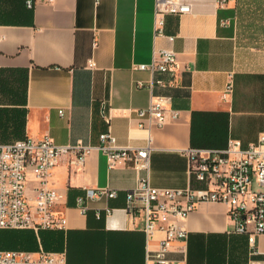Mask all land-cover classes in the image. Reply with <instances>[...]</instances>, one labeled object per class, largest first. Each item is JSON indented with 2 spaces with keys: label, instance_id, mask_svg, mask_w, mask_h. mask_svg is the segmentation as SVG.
<instances>
[{
  "label": "crops",
  "instance_id": "0c3cea01",
  "mask_svg": "<svg viewBox=\"0 0 264 264\" xmlns=\"http://www.w3.org/2000/svg\"><path fill=\"white\" fill-rule=\"evenodd\" d=\"M186 1L192 11L167 14L156 35L155 0H37L33 8L25 0H0V142L49 136L93 146L83 166L63 158L54 168L51 184L64 195L56 210L67 228L40 231L35 250L65 251L67 264H155L147 255L144 211L126 210L137 171L126 162L109 167L97 148L108 126L120 145L150 142L151 183L169 188L203 186L190 173L189 148L222 149L230 138L247 146L264 132V68L248 67L238 43V0ZM161 49L176 52L174 78L135 68ZM230 74L234 89L223 99ZM159 78L169 85H158ZM153 96L178 110V118L140 127L136 110ZM253 186L261 189L256 180ZM101 187L118 194L86 199L88 211L81 213L76 199ZM180 225L188 237L174 242L172 264H264V235L256 238L259 253L250 255L247 235L232 231L222 203H198ZM161 237L149 246L157 248Z\"/></svg>",
  "mask_w": 264,
  "mask_h": 264
},
{
  "label": "built area",
  "instance_id": "2783aa9c",
  "mask_svg": "<svg viewBox=\"0 0 264 264\" xmlns=\"http://www.w3.org/2000/svg\"><path fill=\"white\" fill-rule=\"evenodd\" d=\"M41 1L52 3L54 0ZM229 1L218 0V3L225 6ZM25 3L28 8H33L37 0H25ZM191 11V4L186 0H155L156 35L162 34L167 14L182 15ZM222 23L229 21L223 20ZM89 64L94 65V62ZM176 66V52L161 49L154 53L151 63L137 64L135 68L169 73L174 78ZM232 76L230 74L222 93L223 99L233 92ZM155 82L167 87L170 81L159 78ZM153 85L152 81L150 87ZM178 113V110L166 105L163 97L153 96L147 107L136 110V118L140 127L152 124L162 126L176 120ZM105 119L110 124L109 116ZM99 139L97 148L106 154L109 167L126 162L138 173L135 186L126 192V210L132 215L144 211L147 255L155 264H172L169 252L174 242L188 237L180 223L200 202L226 205L228 217L233 223L232 231L247 235L250 255L259 253L256 238L264 235V132L260 133L257 141L247 146H243L239 139L230 138L222 149L189 148L190 173L203 184L197 188L154 186L149 174L150 142L145 146L120 145L110 126L100 133ZM92 147L82 140L58 144L49 136H26L13 142H0V229H31L37 235L41 230L66 229V216L56 210L64 195L52 186V173L63 158H67L70 167L83 166ZM141 171H146V174L139 175ZM254 180L261 189L254 188ZM117 194L118 191L110 187L86 188L85 196L76 199V206L85 214L88 211L86 199L112 198ZM105 211L109 214L111 208L106 207ZM97 215L100 216V212ZM160 232L162 237L158 239V247H150L151 241ZM0 264H67V258L65 251H48L42 246L35 251L0 249ZM251 264H261V261L253 260Z\"/></svg>",
  "mask_w": 264,
  "mask_h": 264
},
{
  "label": "rangeland",
  "instance_id": "374dc122",
  "mask_svg": "<svg viewBox=\"0 0 264 264\" xmlns=\"http://www.w3.org/2000/svg\"><path fill=\"white\" fill-rule=\"evenodd\" d=\"M238 2L240 5L237 25L238 43L248 56V67L264 68V0H238ZM34 234L36 238L41 236L40 232L39 235L35 232ZM3 237H6L5 232L0 230V240Z\"/></svg>",
  "mask_w": 264,
  "mask_h": 264
},
{
  "label": "trees",
  "instance_id": "16d2710c",
  "mask_svg": "<svg viewBox=\"0 0 264 264\" xmlns=\"http://www.w3.org/2000/svg\"><path fill=\"white\" fill-rule=\"evenodd\" d=\"M0 230L4 231L6 236L3 237L2 240H0V249L29 250L30 248H32L33 250H35L37 239L33 230H26V229L25 230L0 229ZM5 244L8 245L5 246ZM1 245L3 247H1Z\"/></svg>",
  "mask_w": 264,
  "mask_h": 264
}]
</instances>
